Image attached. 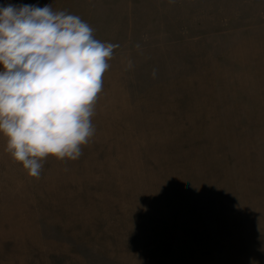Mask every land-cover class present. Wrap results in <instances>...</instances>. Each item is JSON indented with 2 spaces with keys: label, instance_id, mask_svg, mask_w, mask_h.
Segmentation results:
<instances>
[{
  "label": "rangeland",
  "instance_id": "rangeland-1",
  "mask_svg": "<svg viewBox=\"0 0 264 264\" xmlns=\"http://www.w3.org/2000/svg\"><path fill=\"white\" fill-rule=\"evenodd\" d=\"M7 4L118 47L78 159L34 178L0 135V264H264V0Z\"/></svg>",
  "mask_w": 264,
  "mask_h": 264
},
{
  "label": "clouds",
  "instance_id": "clouds-1",
  "mask_svg": "<svg viewBox=\"0 0 264 264\" xmlns=\"http://www.w3.org/2000/svg\"><path fill=\"white\" fill-rule=\"evenodd\" d=\"M93 33L51 5L0 6V135L31 177L50 156L78 159L95 133L92 117L118 45Z\"/></svg>",
  "mask_w": 264,
  "mask_h": 264
}]
</instances>
